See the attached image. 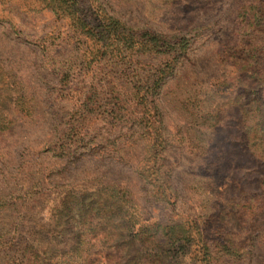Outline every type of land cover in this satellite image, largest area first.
<instances>
[{"label": "rangeland", "instance_id": "obj_1", "mask_svg": "<svg viewBox=\"0 0 264 264\" xmlns=\"http://www.w3.org/2000/svg\"><path fill=\"white\" fill-rule=\"evenodd\" d=\"M86 2L92 17H115L135 31L186 36L189 46L174 61L137 44L119 54L111 37L102 57L105 50L96 51L93 40L75 32L73 20L56 13L48 0H0V200L16 202L6 213L11 227L22 222L21 213L38 232L59 220L54 213L62 201L99 197V209L72 220L82 242L110 253L117 230L107 221L113 215L117 227L127 213L132 226L124 229L112 259L141 264L142 223L188 216L191 221L258 189L250 175L258 169L232 153L239 144L233 133L245 86L242 63L228 50L237 40L239 3ZM169 60L156 94L144 97L146 84ZM216 114L232 140L224 142L213 129ZM157 131L166 140L162 173L178 197L173 205L155 197L154 178L142 170ZM211 148L216 153L208 158ZM243 227H233L240 239ZM263 235L252 264H264ZM64 240L72 247L75 234L66 231Z\"/></svg>", "mask_w": 264, "mask_h": 264}, {"label": "trees", "instance_id": "obj_2", "mask_svg": "<svg viewBox=\"0 0 264 264\" xmlns=\"http://www.w3.org/2000/svg\"><path fill=\"white\" fill-rule=\"evenodd\" d=\"M48 1L56 13L73 20L75 32L93 40L96 51L105 50L101 53L102 57L107 55L106 41L111 40V37L118 42L113 51L116 50L119 54L137 44L138 49L144 52L167 53L174 61L189 46L186 36L177 38L149 29L135 31L115 17H92L88 14L92 6L88 2L83 3L84 0ZM237 3V40L228 50L231 56L240 59L242 63L243 72L240 76L245 86L240 91L244 100L242 113L234 128L238 131L233 133L239 139V144L235 145L237 148L232 153L258 169L250 173L254 176L258 189L252 193L247 192L244 201L236 197L226 206L212 209L210 215L192 218L191 221L188 216L175 222L157 220L142 223L145 236L141 243L145 245V252L141 257V264H183L186 260L196 264H252L257 240L264 233V0H237ZM114 34L117 36H113ZM120 44L123 45L122 49L118 48ZM169 66L170 60L156 71L152 83L146 84L148 93L144 97L156 94L155 91L166 74V67ZM212 127L216 133L223 135L220 139L224 142L232 140L219 114H216ZM156 135L155 139L152 138L146 157L148 166L142 170L154 178L155 197L160 196L168 204H177L178 197L169 183V177L162 173L166 140L158 131ZM201 150L207 153V150ZM211 150L213 151L208 158L215 156L216 149ZM217 154L218 157L223 156L222 151ZM104 198L105 196H101V199ZM202 202L207 204L206 201ZM103 203L99 197L88 200L75 195L55 208L54 215L59 220H56L53 227H41L42 230L38 229L36 232L30 228L28 220L21 213L18 217L22 222L11 227V218L6 213L16 202L1 199L0 264H121L119 259H112L113 251L121 247L120 239L126 234L124 229L129 232L132 217L127 218V213H124L123 217H119L120 223L116 227L115 218L110 216L107 223L117 233L114 235V242L108 246L110 253L105 254L101 251V245H94L90 240L82 242L78 228L72 223L77 213L83 216L99 209ZM244 208L246 210L241 215L240 211ZM239 223L244 225L241 239L233 228ZM68 230L75 234L76 239L70 248L63 243ZM130 252L128 250L124 257H128ZM125 264L140 263L128 260Z\"/></svg>", "mask_w": 264, "mask_h": 264}]
</instances>
